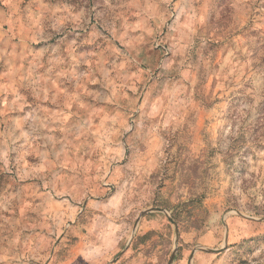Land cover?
Instances as JSON below:
<instances>
[{
	"label": "rangeland",
	"instance_id": "obj_1",
	"mask_svg": "<svg viewBox=\"0 0 264 264\" xmlns=\"http://www.w3.org/2000/svg\"><path fill=\"white\" fill-rule=\"evenodd\" d=\"M0 264H264V0H0Z\"/></svg>",
	"mask_w": 264,
	"mask_h": 264
},
{
	"label": "water",
	"instance_id": "obj_2",
	"mask_svg": "<svg viewBox=\"0 0 264 264\" xmlns=\"http://www.w3.org/2000/svg\"><path fill=\"white\" fill-rule=\"evenodd\" d=\"M158 211H159V210H158ZM170 222H171V223H173V221H172V220H170Z\"/></svg>",
	"mask_w": 264,
	"mask_h": 264
}]
</instances>
